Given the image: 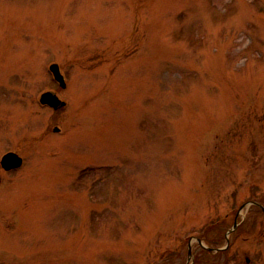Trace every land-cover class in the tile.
<instances>
[{"label": "rangeland", "instance_id": "obj_1", "mask_svg": "<svg viewBox=\"0 0 264 264\" xmlns=\"http://www.w3.org/2000/svg\"><path fill=\"white\" fill-rule=\"evenodd\" d=\"M9 150L0 264H183L190 241L207 264L197 240L264 203V0H0ZM250 238L237 264H264Z\"/></svg>", "mask_w": 264, "mask_h": 264}, {"label": "flooded vegetation", "instance_id": "obj_2", "mask_svg": "<svg viewBox=\"0 0 264 264\" xmlns=\"http://www.w3.org/2000/svg\"><path fill=\"white\" fill-rule=\"evenodd\" d=\"M54 82L57 83L55 80ZM45 90H52L58 95V92L56 90L53 89H45ZM59 108H61V106L57 107L55 110H58ZM9 151H13V150H9ZM7 152L8 151H5L0 156V183L3 180V173L5 174L6 172L7 173L12 171L14 172L15 169H18V168H7L5 165L2 164L1 158ZM14 152L19 154L17 150H15ZM23 162L24 159L22 157V163ZM252 201L253 203H251L250 206L254 207L255 210L254 212L250 211V209H246V212L243 216L242 210L247 202H241L238 204V207L233 209L234 213L232 212L230 213V217L224 219V221H222L217 225L218 231L212 234L207 233V235L203 237L205 241L201 245L202 252L204 254L202 257L203 262L207 264H211L214 261V264H226V262L230 259V257L227 256L224 259V256L226 253L230 252L232 253V260H231L232 263L237 264V258L239 255L238 253H236V250L238 249V247H240V242L247 240V237L249 236L254 238V240L250 238V241H253L251 243H253V245H255L258 249H261V247H263L262 245L264 243V203L255 200ZM251 214H253L254 216H251ZM258 215L262 216V218L260 219L259 217H257ZM224 222H227V224H224ZM215 229L216 228L214 227V230ZM190 247L191 245L188 243L186 260L183 264H193L194 261H196L192 249L191 250L188 249ZM221 257L224 259V261H219ZM243 264H257L256 256L244 255Z\"/></svg>", "mask_w": 264, "mask_h": 264}, {"label": "water", "instance_id": "obj_3", "mask_svg": "<svg viewBox=\"0 0 264 264\" xmlns=\"http://www.w3.org/2000/svg\"><path fill=\"white\" fill-rule=\"evenodd\" d=\"M49 69L52 72L54 78L60 83L61 86H65L64 77L60 72L59 65L55 62L49 65ZM42 103H48L49 105L58 106L63 104L62 101L58 100L57 96L50 91L43 92L40 96ZM56 129V128H55ZM20 158L14 152L5 154L2 158V163L7 164L6 166H17L20 164Z\"/></svg>", "mask_w": 264, "mask_h": 264}]
</instances>
